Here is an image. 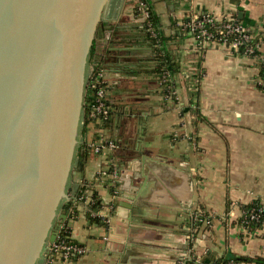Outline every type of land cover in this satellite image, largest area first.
<instances>
[{
  "label": "crops",
  "instance_id": "1",
  "mask_svg": "<svg viewBox=\"0 0 264 264\" xmlns=\"http://www.w3.org/2000/svg\"><path fill=\"white\" fill-rule=\"evenodd\" d=\"M138 2L108 0L95 36V58L104 60L119 106L115 127L107 132L118 142V175H102L110 164L105 156H79L78 145L96 139L91 128L80 131L69 199L59 207L52 232L68 229L88 251L78 260L53 264H186L196 257L215 264L229 253L264 257V226L253 235L237 222L245 205L264 197L258 61L224 45H200L183 25L193 13H232L260 35L264 54V0H151L162 33L170 38L166 49L179 65L174 104L144 72L149 51L138 29L145 19L136 11ZM130 68L137 74L123 72ZM186 73L195 81L202 76L197 107ZM84 183L102 200L104 225L87 217V201L68 207ZM197 210L206 211L212 225L202 222L191 238ZM50 243L37 264L46 263Z\"/></svg>",
  "mask_w": 264,
  "mask_h": 264
},
{
  "label": "water",
  "instance_id": "2",
  "mask_svg": "<svg viewBox=\"0 0 264 264\" xmlns=\"http://www.w3.org/2000/svg\"><path fill=\"white\" fill-rule=\"evenodd\" d=\"M107 2L0 0V264H37L56 240Z\"/></svg>",
  "mask_w": 264,
  "mask_h": 264
},
{
  "label": "built area",
  "instance_id": "3",
  "mask_svg": "<svg viewBox=\"0 0 264 264\" xmlns=\"http://www.w3.org/2000/svg\"><path fill=\"white\" fill-rule=\"evenodd\" d=\"M139 9L142 11L145 19L148 17V12L146 6L143 2L139 0ZM184 28L188 30L191 35L196 39V41L202 45L206 43H213L224 45L230 48L232 51H236L241 55L247 57H254L258 61L259 67V77L258 84L264 89V54L261 52L262 39L258 33L251 27L244 25L238 20V18L232 13H227L221 17L216 16L212 13H193L188 19L183 23ZM148 31L152 38L159 39L158 32L155 28L149 24ZM259 36V38H257ZM256 40L253 42V40ZM194 74L186 73L185 80L189 84L196 85ZM154 78V76H151ZM96 79L100 83V86L93 82L92 86L97 87L94 102L92 104V111L90 112V117L93 119L91 121L90 128L96 132V139L89 142L92 152L94 154H99L105 156L110 162L106 169H103L102 175L109 176L113 175L117 177L118 168L114 160V152L118 148V143L112 140L109 132L105 127H99L100 116H107L110 112V105L107 103L109 89L106 88L105 84L111 83L106 75V71L101 69L96 73ZM155 79V78H154ZM156 80L159 87H167L169 92L164 94L162 97L164 100L169 102H175L178 99L177 89L175 87L176 77L169 70H165L160 78L157 77ZM197 89V87H192ZM83 125V117L81 121V129ZM111 169V171L109 170ZM88 196L84 201L89 202L90 191H86ZM260 200V205L256 208L247 211L243 208V213L241 218L245 223L258 222L264 226V197L258 198ZM101 213V212H100ZM193 219H197V215L193 214ZM106 221H109L107 218ZM204 223L211 226L212 221L207 218ZM247 232L256 235L259 229L250 231L249 226H242ZM63 227L61 226V229ZM196 230V228H192ZM64 230V228H63ZM63 232V231H62ZM69 236H62L61 233L57 234L56 240L49 244L47 260L45 264H53L55 259H72L75 256H83L88 251L87 247L74 242ZM195 264L202 263L200 258H195ZM238 264V263H229Z\"/></svg>",
  "mask_w": 264,
  "mask_h": 264
},
{
  "label": "trees",
  "instance_id": "4",
  "mask_svg": "<svg viewBox=\"0 0 264 264\" xmlns=\"http://www.w3.org/2000/svg\"><path fill=\"white\" fill-rule=\"evenodd\" d=\"M140 1L145 4L146 10L148 12L147 19H144L142 25L138 27V29L142 33L143 45L149 51V55L145 59L147 60L146 65L149 68L145 70L144 72L146 75L154 76L156 80H159L157 79V77L160 78L165 70H169L172 74L177 73L179 71V65H178V62L175 60V57L169 52L168 48L166 49L167 42L170 38L165 36L162 33L161 21H160L158 14L153 9L151 0H140ZM136 11L137 13H142V11L139 9V4L136 7ZM149 24H151L155 28V30L158 32L159 39L151 37L148 31ZM186 31L189 32L188 30ZM257 38H259V36ZM255 41L256 40L254 39L253 42ZM97 50H98V45H97L96 39H94L93 45L89 53V64L90 66H92V71L88 74L87 83H86L84 109H83V125L81 129V132L83 133L89 130L90 125L92 124L91 121H93V119L90 117V112L92 111V104L95 100L94 96H95L97 87H93L92 84L93 82H96V84L100 86V83L96 79V73L100 71L101 69L105 70V66H106L104 64L103 59L98 60L95 58V55L97 54ZM151 66H152V69H150ZM123 72L127 74H137L138 71L135 70L134 68H130V69L123 70ZM197 78H198L197 79L198 81L196 85L194 86L191 85L190 87V93L192 95V98L196 99L195 101L193 100L192 104L195 105L196 107L198 106L197 100L199 97V84H200V80L202 76L200 75ZM174 85L176 87V83ZM105 86L107 89H109L107 103L110 105V112L108 113L107 116H100L101 121L98 126L105 127L106 129L111 131L115 127V119L117 118L119 114V111H118L119 106L115 101L114 96L116 94L113 93L114 88L112 87L111 83L107 82ZM192 87H197V89H194ZM159 89H160V93L162 96L169 92V89L165 86L159 87ZM174 103L175 102H172L171 104H174ZM110 136L112 140H115L117 142L114 136L112 135ZM89 144L90 143L88 142V140H84V142L78 145V153L80 154L79 156H82V158H87V156L90 153H92V149ZM109 170L111 171V169ZM86 191H90V187L88 186L87 183H84L82 186H80L79 190L77 191L76 198H75L76 200L75 199L71 200L68 207H74L78 201L79 202L84 201L86 197L88 196V193ZM89 197H90V200L87 204L88 210L86 211L87 217L91 220V222L104 225L105 217L100 213L102 210V206H103L100 196L98 195L97 192L93 191L91 192V194H89ZM259 203H260V200L255 199L250 204L245 205L243 208L247 211H250L251 209L259 206L260 205ZM195 214L197 215V219L192 220L193 222L192 228L199 227L201 224H203L202 222H204L207 218H209V220L212 221V219L210 218L209 214L206 211L197 210ZM237 222L241 226H245V225L249 226L250 231L256 230L262 227V225L258 222L245 223L243 221V218H240ZM195 232L196 230L194 229L193 231H191L190 233L191 238L193 237V235H195ZM61 235L63 237L69 236L68 229H64L63 232H61ZM79 258L80 256H75L70 260H78ZM195 262H196V259L193 258L191 260H188L186 264H195ZM232 262L238 263V264L251 263V262H256L258 264H264V257L236 256L234 254L229 253L219 258L215 264H229ZM198 264H206V263L202 262Z\"/></svg>",
  "mask_w": 264,
  "mask_h": 264
},
{
  "label": "rangeland",
  "instance_id": "5",
  "mask_svg": "<svg viewBox=\"0 0 264 264\" xmlns=\"http://www.w3.org/2000/svg\"><path fill=\"white\" fill-rule=\"evenodd\" d=\"M90 69H91V67H90V64L88 63L87 72H86L87 77H88V74L92 71ZM38 261H40V259Z\"/></svg>",
  "mask_w": 264,
  "mask_h": 264
},
{
  "label": "flooded vegetation",
  "instance_id": "6",
  "mask_svg": "<svg viewBox=\"0 0 264 264\" xmlns=\"http://www.w3.org/2000/svg\"><path fill=\"white\" fill-rule=\"evenodd\" d=\"M105 217V216H104ZM106 218V217H105Z\"/></svg>",
  "mask_w": 264,
  "mask_h": 264
}]
</instances>
